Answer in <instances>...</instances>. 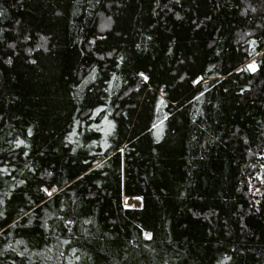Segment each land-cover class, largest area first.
Segmentation results:
<instances>
[{
	"label": "trees",
	"instance_id": "16d2710c",
	"mask_svg": "<svg viewBox=\"0 0 264 264\" xmlns=\"http://www.w3.org/2000/svg\"><path fill=\"white\" fill-rule=\"evenodd\" d=\"M0 264H264V0H0Z\"/></svg>",
	"mask_w": 264,
	"mask_h": 264
},
{
	"label": "rangeland",
	"instance_id": "374dc122",
	"mask_svg": "<svg viewBox=\"0 0 264 264\" xmlns=\"http://www.w3.org/2000/svg\"><path fill=\"white\" fill-rule=\"evenodd\" d=\"M249 65L250 66H253V62L252 61H250L249 62ZM141 198V197H140ZM140 198H138V199H140ZM126 197L124 198V204L125 205H127V206H132V207H141V205H142V199H140V202L138 201V202H136L135 204L133 203V202H129V201H131V200H128V201H126Z\"/></svg>",
	"mask_w": 264,
	"mask_h": 264
},
{
	"label": "bare ground",
	"instance_id": "6f19581e",
	"mask_svg": "<svg viewBox=\"0 0 264 264\" xmlns=\"http://www.w3.org/2000/svg\"><path fill=\"white\" fill-rule=\"evenodd\" d=\"M129 202H133L134 204L136 203V201L135 200H131V201H129ZM132 207V206H131Z\"/></svg>",
	"mask_w": 264,
	"mask_h": 264
},
{
	"label": "water",
	"instance_id": "95a60500",
	"mask_svg": "<svg viewBox=\"0 0 264 264\" xmlns=\"http://www.w3.org/2000/svg\"><path fill=\"white\" fill-rule=\"evenodd\" d=\"M199 80V79H198Z\"/></svg>",
	"mask_w": 264,
	"mask_h": 264
}]
</instances>
